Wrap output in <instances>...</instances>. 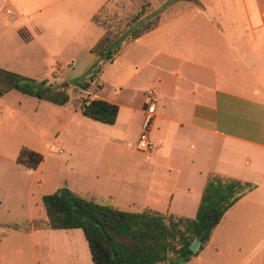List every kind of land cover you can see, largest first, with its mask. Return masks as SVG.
<instances>
[{"label":"crops","instance_id":"1","mask_svg":"<svg viewBox=\"0 0 264 264\" xmlns=\"http://www.w3.org/2000/svg\"><path fill=\"white\" fill-rule=\"evenodd\" d=\"M109 1L0 0V67L49 81L88 53L87 74L98 62L91 50L105 34L94 17ZM157 10L159 26L125 41L113 62L102 63L90 88L79 91V98L117 104L116 123L124 112L135 142L79 138L101 150L61 157L75 175L64 176L55 191L67 184L101 203L112 197L125 211L195 219L211 174L251 182L256 189L225 214L207 247L186 264H264V0H172ZM18 44L39 48L43 59L35 53L19 60L13 50ZM106 72L108 93L99 84ZM149 90L158 95L151 127L155 148L141 152L132 145L144 128ZM66 106L12 91L0 98V123L44 136L46 123H66L63 129L73 123L75 113L67 115ZM78 109L84 116L81 101ZM121 149L128 150L127 158ZM45 163L35 170L18 164L32 176L23 187L13 186L22 188L24 211L0 222L7 229L0 233V264H94L82 229L10 228L47 217L48 193L39 196L42 209L33 202L36 185L46 182ZM13 187H0V193ZM11 203L0 196V215Z\"/></svg>","mask_w":264,"mask_h":264},{"label":"trees","instance_id":"2","mask_svg":"<svg viewBox=\"0 0 264 264\" xmlns=\"http://www.w3.org/2000/svg\"><path fill=\"white\" fill-rule=\"evenodd\" d=\"M105 9L106 6L94 17V22L105 29L104 36L91 50L97 55L98 62L87 72L85 78L88 81H76L84 91L90 88V82L102 71V63L113 62L125 41L137 40L155 30L161 22L158 16L141 29L134 30L149 11L144 5L126 23V28L116 32L100 21ZM20 34L25 41L31 40L24 31ZM12 91L58 106L67 105L72 99L66 86H58L48 80L39 81L0 67V98ZM81 110L86 118L107 126H114L120 113L117 104L90 97L82 98ZM43 160L39 152L23 147L17 163L35 170ZM256 187L251 182L211 174L196 218L188 219L149 209L139 213L125 211L114 204L112 197L101 203L76 194L66 184L43 197L45 219L10 228L82 229L94 264H186L207 247L225 214ZM197 241L198 251L193 252L191 246Z\"/></svg>","mask_w":264,"mask_h":264},{"label":"rangeland","instance_id":"3","mask_svg":"<svg viewBox=\"0 0 264 264\" xmlns=\"http://www.w3.org/2000/svg\"><path fill=\"white\" fill-rule=\"evenodd\" d=\"M172 0H110L106 6V9L103 11V14L100 18V21L106 26H110L111 29H114L116 32L126 28V23H128L133 16H135L144 5L148 6L149 11L146 16L138 22L133 28L134 30L141 29L145 24L153 21L157 18V13L164 4L166 7ZM132 29V30H133ZM101 32H103L101 30ZM11 50V49H9ZM14 56L19 55V60H23V55L34 54L43 59L39 55V48L32 47L31 51L25 47L18 44L14 47ZM13 56V57H14ZM88 53L82 57L76 58L75 64H69L66 66L65 70L61 72V75L54 74L49 82L56 84L58 86H66L68 92L71 94V102L66 106L67 115L75 113L73 116V123H68L67 126L63 129L66 123H55V124H45L44 130L46 133L44 136H40L35 131L26 128L24 125L18 127H12L11 123H0V187L6 188L7 186L13 187H23L27 184L28 180L31 179L32 174L26 169H22L18 163L17 158L20 154V151L23 147H28L36 150L43 155L46 163L42 168L43 177H46L44 181L45 185L41 188L39 184L35 187V196L33 199L36 208L42 209V202L39 196L44 193H52L56 190L57 184L60 183L61 179L64 176H73L71 169L65 167L64 163L60 161V158H65L66 154L71 153H95L100 151L96 147L88 145L85 140L79 141V138H114L116 142H135L132 140L130 134L127 131L126 123L124 121L127 119V115L124 112L121 114V117L114 126H107L102 123L90 120L84 116H79V101L84 98L82 93L79 94V91H82V88L79 87L76 81L84 83L88 81L86 77V68L88 67ZM37 66L43 68L44 65L36 63ZM65 64V63H64ZM74 65V66H73ZM42 66V67H41ZM110 71V70H109ZM48 75V73H47ZM45 75V76H47ZM108 73L106 72L100 85L105 86V92L108 93L111 91V87L105 84V78ZM35 76V75H33ZM91 83V82H90ZM98 85V84H97ZM98 89V88H96ZM80 119H83V123H79ZM26 128V129H25ZM56 142H61V144L53 145ZM51 146V149H50ZM142 152V151H141ZM122 156L125 158L128 157L127 149H121ZM47 158H46V157ZM122 156L117 157L116 166L120 167L119 159ZM107 164H112L111 160L107 161ZM9 188V189H10ZM7 189V188H6ZM18 189V188H17ZM22 188L15 190L13 187L12 192H3L0 193L2 200L6 201V198L9 199L12 203L10 204L9 212L5 211L4 214L0 215V222H8L15 220L22 216L24 211L23 207V198ZM6 233L7 229L0 227V233Z\"/></svg>","mask_w":264,"mask_h":264},{"label":"built area","instance_id":"4","mask_svg":"<svg viewBox=\"0 0 264 264\" xmlns=\"http://www.w3.org/2000/svg\"><path fill=\"white\" fill-rule=\"evenodd\" d=\"M148 98L150 102H149V106L145 109L146 120H145L143 131L137 143L132 145L133 148H135L138 151H142V152H150L155 148V145L151 138V127L153 125V120L155 117L154 114H155L157 98H158V95L155 92V90L148 91Z\"/></svg>","mask_w":264,"mask_h":264},{"label":"water","instance_id":"5","mask_svg":"<svg viewBox=\"0 0 264 264\" xmlns=\"http://www.w3.org/2000/svg\"><path fill=\"white\" fill-rule=\"evenodd\" d=\"M198 248H199V242H195L192 246H191V249L193 252H197L198 251Z\"/></svg>","mask_w":264,"mask_h":264}]
</instances>
